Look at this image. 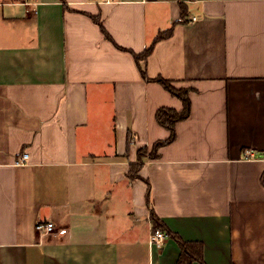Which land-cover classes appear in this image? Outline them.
Here are the masks:
<instances>
[{
	"label": "crops",
	"instance_id": "obj_1",
	"mask_svg": "<svg viewBox=\"0 0 264 264\" xmlns=\"http://www.w3.org/2000/svg\"><path fill=\"white\" fill-rule=\"evenodd\" d=\"M156 77L190 114L130 179L182 108ZM150 209L206 264H264V0H0V264H177Z\"/></svg>",
	"mask_w": 264,
	"mask_h": 264
},
{
	"label": "trees",
	"instance_id": "obj_2",
	"mask_svg": "<svg viewBox=\"0 0 264 264\" xmlns=\"http://www.w3.org/2000/svg\"><path fill=\"white\" fill-rule=\"evenodd\" d=\"M183 6H181L182 8ZM183 14V11H182ZM93 20L98 24L104 33L105 37L112 41L109 34L105 31L100 18L93 17ZM172 27L164 32H161L153 42L145 48L143 52L140 54H135L134 59L139 64L150 55L153 50L155 43L161 39L167 38L172 34ZM123 49V48H120ZM140 72L144 78H147L143 67L139 64ZM150 81H154L159 83L166 91H168L172 96L176 97L182 103V108L180 111L175 110L173 108L163 107L157 110L155 114L156 121L160 126L168 130L169 136L165 140L155 142L151 149L148 150L147 148H141L137 151V160L135 163L130 164L128 176L130 179H137L139 178V171L142 167L143 160L147 157L151 159H157L159 157L158 150L159 148L171 143L175 139V125L179 121H183L188 118L190 114V100L188 96V90L184 88H176L171 81L165 80L161 77L156 78H148ZM145 181V180H144ZM146 205L150 207L149 204V192H150V185L149 182L146 180ZM150 221L152 224V231L160 230L165 235L166 238L173 239L180 248V254L177 261V264H191L194 261L199 262L200 264H206L203 257V246L200 242H189L182 240L177 234L172 233L166 226L162 223L160 218L156 215V213L150 209Z\"/></svg>",
	"mask_w": 264,
	"mask_h": 264
},
{
	"label": "built area",
	"instance_id": "obj_3",
	"mask_svg": "<svg viewBox=\"0 0 264 264\" xmlns=\"http://www.w3.org/2000/svg\"><path fill=\"white\" fill-rule=\"evenodd\" d=\"M103 1L106 3H110L112 0H103ZM27 160H28V154L22 153L14 162V166L17 167L24 166L27 164ZM34 229L36 232L40 233L41 235L47 236L54 232L55 226L50 221L47 222L39 221L36 222ZM165 239H166V235L162 231L160 230L152 231L149 239V245L150 247L160 248L164 243Z\"/></svg>",
	"mask_w": 264,
	"mask_h": 264
}]
</instances>
